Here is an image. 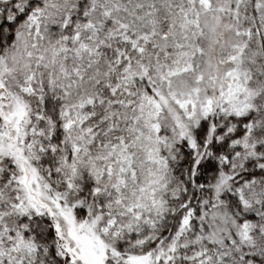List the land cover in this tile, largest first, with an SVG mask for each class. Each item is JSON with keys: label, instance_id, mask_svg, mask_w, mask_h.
<instances>
[{"label": "snow or ice", "instance_id": "1", "mask_svg": "<svg viewBox=\"0 0 264 264\" xmlns=\"http://www.w3.org/2000/svg\"><path fill=\"white\" fill-rule=\"evenodd\" d=\"M0 264H264V0H0Z\"/></svg>", "mask_w": 264, "mask_h": 264}]
</instances>
